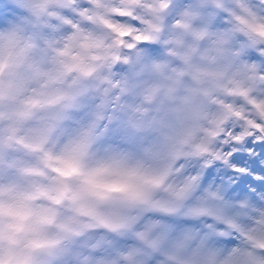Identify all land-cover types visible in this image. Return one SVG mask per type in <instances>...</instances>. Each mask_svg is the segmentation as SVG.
<instances>
[{
  "label": "snow or ice",
  "instance_id": "snow-or-ice-1",
  "mask_svg": "<svg viewBox=\"0 0 264 264\" xmlns=\"http://www.w3.org/2000/svg\"><path fill=\"white\" fill-rule=\"evenodd\" d=\"M0 264H264V0H0Z\"/></svg>",
  "mask_w": 264,
  "mask_h": 264
}]
</instances>
